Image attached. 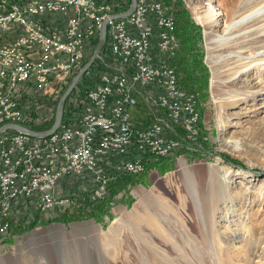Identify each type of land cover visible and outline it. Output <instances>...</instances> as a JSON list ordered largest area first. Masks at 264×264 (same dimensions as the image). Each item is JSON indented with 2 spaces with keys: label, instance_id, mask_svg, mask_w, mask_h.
I'll return each instance as SVG.
<instances>
[{
  "label": "built area",
  "instance_id": "obj_1",
  "mask_svg": "<svg viewBox=\"0 0 264 264\" xmlns=\"http://www.w3.org/2000/svg\"><path fill=\"white\" fill-rule=\"evenodd\" d=\"M129 8L130 0H0V128L50 130L57 98L108 21L105 49L68 98L59 130L0 134V236L86 194L100 202L114 179L178 151L180 133L203 140L197 100L170 64L177 17L167 0H138L120 17Z\"/></svg>",
  "mask_w": 264,
  "mask_h": 264
},
{
  "label": "rangeland",
  "instance_id": "obj_2",
  "mask_svg": "<svg viewBox=\"0 0 264 264\" xmlns=\"http://www.w3.org/2000/svg\"><path fill=\"white\" fill-rule=\"evenodd\" d=\"M239 2L167 0L179 18L180 49L170 64L197 100L203 140L190 141L180 133L177 152L151 161L142 176L124 177L104 204L89 202L86 194V201L75 206L35 213L36 221L21 218L11 237L0 236V264H144L142 259L146 264H264V95L234 105L225 101L230 93L222 87L224 102H214L215 70L205 29L195 17L199 8L220 14L215 28L220 34L240 11ZM237 48L218 52L223 83L238 72ZM243 80L232 91L260 79L254 71ZM223 139L237 140L240 149L227 151ZM181 160L194 178L190 189ZM203 201L217 209L204 213ZM123 207L129 211L121 209V216ZM199 222H209V232L200 235L193 227ZM160 226L164 233L157 231ZM216 240L225 246L223 257Z\"/></svg>",
  "mask_w": 264,
  "mask_h": 264
},
{
  "label": "bare ground",
  "instance_id": "obj_3",
  "mask_svg": "<svg viewBox=\"0 0 264 264\" xmlns=\"http://www.w3.org/2000/svg\"><path fill=\"white\" fill-rule=\"evenodd\" d=\"M132 2L133 1L130 0V8L132 6ZM137 3H138V0H137ZM238 6L240 8V11L236 10V12L230 18V20L225 22V26H224L225 28H224L223 32H221L220 34L219 33L217 34L215 31V28L217 27V20L219 17H221L220 14L215 13L211 9H210V11H204L203 9L199 8L195 11L196 20L198 23L203 25V27L205 29V33L207 35L209 59L212 62V65H213L214 70H215V77H214L215 79L213 80V87H212L213 99H214V102H217V103L218 102L223 103L224 99H225V98H223V95H222L223 94L222 87L226 88V91H228V93H230V94H228V97L225 99V101H227V102L232 101V103L234 105L238 104L241 101H246L248 99L255 101L258 97L264 95V0H240ZM130 8L128 10H130ZM228 15H230V14H228ZM98 41H99V38H98ZM224 47H225V49L226 48H232V47L233 48L238 47L237 49L239 50V52H237V55H236L237 60L235 61L239 67L238 72L236 73L235 77L228 79V81L227 82L225 81V83H223L221 81L220 76H219V74H220L219 63L221 60V56L218 55V52L220 51V49H222ZM103 50H104V48H103ZM228 57L230 58L231 56L229 55ZM85 66H86V64H85ZM92 66H94V65H92ZM92 66L88 69V71L86 73H89L92 70L91 69ZM254 71L258 75V79H260L259 82H257L254 85H251L248 81L244 87H241L240 89L236 90L235 92L232 91V88L234 87L235 83H238L239 80H243V78H244L243 81L245 82V77L249 76V74L254 72ZM63 94H64V92L56 100L57 105L54 106V107H56L55 112L57 111L59 101L62 98ZM226 96H227V94H226ZM67 100H66L65 104H67ZM64 111H65V108H64ZM64 114H65V112H64ZM55 116H56V113H55ZM63 119H64V115H63ZM63 119H62V123H63ZM55 120H56V118H55ZM201 121H202V118H201ZM54 123H55V121L53 122V125H54ZM62 123H61V125H62ZM220 123H223V121H220ZM222 142H223V148L226 149L227 151H230V149H231L233 152H236L237 150L240 149V145H239V142L237 140L223 139ZM262 142H263V144H261L262 146H260L261 149L264 147V139ZM175 152H177V149L173 152V154ZM258 152H261V150L259 149ZM186 165H187L186 162L184 160H181V162H180V166L182 168L181 171L183 172L186 183L188 184V187L190 189L193 185L194 178H193V176H191L187 172ZM215 172H216V170L213 171L214 174H215ZM145 173H143V174H145ZM138 175H142V174H138ZM126 176H131V174L125 175V176H123L117 180L114 179L113 182L109 184L108 189H107L108 190L107 194L105 195V197L103 199L107 198V195L109 194L111 187H112L111 185L114 183L116 184L117 182L121 181ZM143 192H142V194H143ZM80 198H82V197H79L78 199H80ZM149 198L151 199V197H149ZM78 199H76L72 203L57 206V207H55V209H62V208H66L68 206H75L78 203V201H77ZM103 199L100 200V202H98V203H102L104 201ZM195 201L197 202L196 197H195ZM79 204H80V202H79ZM203 206L204 207H203L202 211L204 213H207V214L210 213L211 211L213 212V211H215V209H217L216 206H211L210 204H208L205 201H203ZM225 215H227V214H225ZM225 217H227V216H225ZM209 224H210L209 222H204L201 225V223L199 222V224L195 223L193 225V227H194V229L197 230V232L200 235H203V234H205L206 231L209 232V228H210ZM93 229L95 230V232H98L100 235L103 232L102 229L99 227H94ZM153 229H154V227H153ZM156 229L159 233H164V231H166V230H164L165 227H162V226H160ZM117 235L118 234L116 232H113V234L111 236L113 239H117ZM216 243H217V249L220 251L219 253L223 257L224 254H222V253H224L225 246L222 245L221 241H219V240H216ZM207 246H209V245L207 244L206 247ZM204 256L207 257V254H205ZM197 258L200 260L203 258V256H202V258L199 256ZM142 261L144 264H146L144 259H142ZM220 262L224 263L222 258H220Z\"/></svg>",
  "mask_w": 264,
  "mask_h": 264
},
{
  "label": "water",
  "instance_id": "obj_4",
  "mask_svg": "<svg viewBox=\"0 0 264 264\" xmlns=\"http://www.w3.org/2000/svg\"><path fill=\"white\" fill-rule=\"evenodd\" d=\"M132 1L133 2H132V6H131L130 10H128L126 13L120 15V17H128V16L132 15V13L134 12V10L136 8L137 0H132ZM107 26H108V21H105L104 24L102 25L101 29H100L98 45L96 47V50H95L92 58L86 64V66L76 75V77L73 79L72 83L69 85L67 90L64 92L62 98L60 99L58 107H57V111H56V120H55L53 127L50 130L45 131V132H33V131L28 130L27 128H24L22 126L9 125V126L2 127L0 129V134H2L5 130H8V129H17V130L22 131V132H28L34 136H37V137H48V136L53 135L55 132H57V130L60 128L61 123H62L66 100L71 95V93L73 92V90L75 89V87L79 83L80 79L83 77V75L95 63V61L97 60V57L99 56V54L101 53V51L103 50V48L105 46L106 39H107Z\"/></svg>",
  "mask_w": 264,
  "mask_h": 264
},
{
  "label": "crops",
  "instance_id": "obj_5",
  "mask_svg": "<svg viewBox=\"0 0 264 264\" xmlns=\"http://www.w3.org/2000/svg\"><path fill=\"white\" fill-rule=\"evenodd\" d=\"M142 175H144V174H142ZM142 175H131V176H136V177H138V176H142ZM113 185H115V183L114 184H112L111 186H113ZM81 200H83V201H86V199L84 198V197H82V199L80 198V199H78V202H80ZM80 203H82V202H80ZM121 209H123V210H127V211H129L127 208H125V207H123V208H120V212H121ZM121 216H123V211L121 212ZM119 218V217H118ZM8 238L9 237H11V235H9V236H7Z\"/></svg>",
  "mask_w": 264,
  "mask_h": 264
},
{
  "label": "trees",
  "instance_id": "obj_6",
  "mask_svg": "<svg viewBox=\"0 0 264 264\" xmlns=\"http://www.w3.org/2000/svg\"><path fill=\"white\" fill-rule=\"evenodd\" d=\"M176 17H177V21H178V24H179V18H178V16H176ZM177 35H178V31H177ZM185 35L187 36V33H186V32H185ZM196 54H197V55H200V54H198V52H197ZM119 182H120V181H119ZM117 183H118V182H117ZM117 183H116V184H117ZM113 188H114V187L112 186L111 189L113 190ZM104 203H105V202H104ZM104 203H103V204H104Z\"/></svg>",
  "mask_w": 264,
  "mask_h": 264
}]
</instances>
